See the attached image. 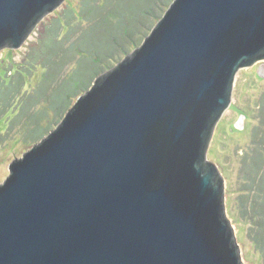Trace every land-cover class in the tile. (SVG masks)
I'll list each match as a JSON object with an SVG mask.
<instances>
[{
	"label": "water",
	"instance_id": "1",
	"mask_svg": "<svg viewBox=\"0 0 264 264\" xmlns=\"http://www.w3.org/2000/svg\"><path fill=\"white\" fill-rule=\"evenodd\" d=\"M63 2L0 0V50L20 49ZM259 62L264 0H173L10 163L0 264H242L206 152L237 73Z\"/></svg>",
	"mask_w": 264,
	"mask_h": 264
},
{
	"label": "rangeland",
	"instance_id": "2",
	"mask_svg": "<svg viewBox=\"0 0 264 264\" xmlns=\"http://www.w3.org/2000/svg\"><path fill=\"white\" fill-rule=\"evenodd\" d=\"M97 1L99 4L98 7H101L107 0ZM172 1L145 0L142 6L141 21L134 27V32H126L122 42L120 41L119 44H111L108 42L109 40L106 35L102 36L104 34V30H102L97 39L98 45L102 49L97 51L92 47L94 50L92 51L91 49L90 53L88 51L83 54L79 52L76 57V63H79L75 69H79L74 74L76 77L73 87L74 90L68 96L71 106L67 110L60 112L56 110L52 114L45 105H36L32 109V111L37 113L36 116L32 117L31 120L28 119V123L20 129L19 127L21 126L19 125L21 123L16 125L17 121L21 120V114L28 109L27 105L21 108V101L25 102L27 99L22 98L19 101L17 97H14L12 104L6 108V102L8 100L7 94L5 93L13 88L11 84H15L13 81L16 79L15 77L10 78V75L15 73L17 67L23 65L25 56L29 53L28 49L36 45L37 40H40L44 32V28L55 19V16L63 8L67 7L77 15L76 7L78 0H64L56 10L40 20L35 30L20 49L10 50L3 48L0 50V107L4 110V114L0 115V185L9 174L8 167L10 163L15 159H19L25 152L29 151L31 147L39 142L33 143L34 140L40 136H43L42 138L46 137L57 127L66 112L85 93V89L91 82V79L113 69L126 55L134 51L140 45H136L139 38H142L141 41L144 40L153 26L163 16ZM130 2V0H120V5L118 4L119 10H121L123 16L125 15V20L130 12ZM106 21L102 20L101 22ZM104 40L108 41L104 42ZM126 51L128 52L125 54ZM86 59L90 60V67L83 66L87 63L85 62ZM259 64L264 66V62H259L253 67L242 69L237 73L231 97V105L217 122L206 152V161L216 166L224 181L225 215L230 222L242 264H264V253L254 244L253 235L249 232L252 227H249L248 221L246 222L240 217L237 204L239 157L248 146L251 129L256 124L253 119L256 103L259 95L264 90V78L258 76L260 69L257 68ZM74 65L75 63L70 64L65 74H68L74 68ZM262 71L261 73L260 70L259 74L263 76L264 70L262 69ZM40 74L41 71L37 70L33 73L32 78L27 79L22 94H27V96L33 94L32 91L37 86ZM76 95L77 98L75 97ZM240 111L247 113L251 119L248 120V118H245L244 115L240 114ZM12 125L15 126L8 131V128Z\"/></svg>",
	"mask_w": 264,
	"mask_h": 264
},
{
	"label": "trees",
	"instance_id": "3",
	"mask_svg": "<svg viewBox=\"0 0 264 264\" xmlns=\"http://www.w3.org/2000/svg\"><path fill=\"white\" fill-rule=\"evenodd\" d=\"M130 1L129 18L126 20L118 7L120 0H107L101 7H98L97 0H78L77 15L65 7L44 28L40 40L28 49L29 53L25 56L23 65L17 67L15 73L10 75V78H16L13 81L15 84H11L13 88L5 93L8 100L6 108L12 104L14 97L19 101L22 98L27 99L25 102L21 101V108L27 105L28 109L21 114V120L17 121L16 125L21 123L19 129L28 123V119L36 116L37 113L32 111L36 105H45L52 114L56 110L60 112L71 106L68 96L74 90L76 81L74 74L79 69H75L79 63H76L78 53L83 54L87 51L90 53L91 49L94 50L92 47L97 51L101 50L97 39L102 30H104L102 36L106 35L109 40L104 42L108 41L111 44L122 42L127 31L134 32V27L141 21L145 0ZM102 20L107 21L101 22ZM141 39L139 38L136 43L137 46L141 44ZM85 62L87 63L83 66H91L90 60L86 59ZM72 63H75L74 68L65 74L67 67ZM37 70H40L41 74L37 86L32 91L33 94L28 96L22 94L27 79L32 78ZM94 79H91L85 90H88ZM1 114H4V110L0 107ZM240 114L248 120L251 119L243 111H240ZM253 119L256 124L251 129L248 146L239 157L237 204L240 217L248 221L249 227H252L249 232L253 235L254 244L264 253V90L257 100ZM14 126L9 127L8 131ZM42 137L33 143L40 141Z\"/></svg>",
	"mask_w": 264,
	"mask_h": 264
},
{
	"label": "flooded vegetation",
	"instance_id": "4",
	"mask_svg": "<svg viewBox=\"0 0 264 264\" xmlns=\"http://www.w3.org/2000/svg\"><path fill=\"white\" fill-rule=\"evenodd\" d=\"M257 69H260L261 70V73L263 72L262 69H263V66H261V64H259V67ZM260 70H259V73H260ZM258 73V74H259Z\"/></svg>",
	"mask_w": 264,
	"mask_h": 264
}]
</instances>
